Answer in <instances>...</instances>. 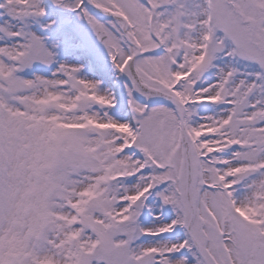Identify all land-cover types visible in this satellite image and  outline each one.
Instances as JSON below:
<instances>
[{"label":"snow or ice","instance_id":"6c2138e0","mask_svg":"<svg viewBox=\"0 0 264 264\" xmlns=\"http://www.w3.org/2000/svg\"><path fill=\"white\" fill-rule=\"evenodd\" d=\"M0 264H264V0H0Z\"/></svg>","mask_w":264,"mask_h":264}]
</instances>
